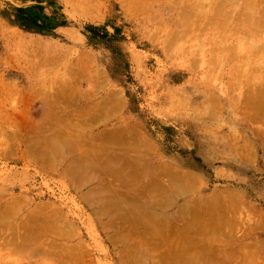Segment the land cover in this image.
Wrapping results in <instances>:
<instances>
[{
    "label": "rangeland",
    "instance_id": "374dc122",
    "mask_svg": "<svg viewBox=\"0 0 264 264\" xmlns=\"http://www.w3.org/2000/svg\"><path fill=\"white\" fill-rule=\"evenodd\" d=\"M73 1L0 0V204L21 196L28 199L27 204L15 215L16 218L6 219L7 222L2 220L0 224H10L5 227L10 229L37 206L44 207L47 204L50 210L58 208L60 214L65 215L68 224L73 226L71 230L63 226L62 230L70 236L75 233L74 239L70 237L72 240L70 238L67 240L65 237L63 243L66 247L68 244L69 247L75 246L78 252L79 249L83 250L80 253L85 257H80L85 258L86 262L82 260V263L79 261L80 264H127L128 262V264H137L140 259L143 260V264H174V262L188 264L192 261V264H228V262L229 264H264V119H249V111H254L253 107L256 103L254 98L258 100L263 98L264 102V51L262 52L264 47L260 49L261 53L260 50L256 52L258 46L264 43V36L262 35L263 38L260 36L262 32L264 33V28L260 27L261 31L258 29L261 34L256 35L260 38L255 41L257 37L252 36L253 27L249 23L240 22V24L236 21L239 16L244 17L247 14V6L251 0L226 1H229L230 6L235 4L233 8L236 9L233 13L232 8L231 13L234 15L229 13L233 16H229L231 18L228 21L226 19L228 27V31L226 30L228 34H225L227 38L224 39L226 43L220 44H216L214 39L216 34L222 33L220 25L224 20L212 15V10L215 9L213 6L217 5L218 0H198L200 7L195 5L189 10L198 7L193 11L195 14L197 10L199 19H195V27H199L191 34L184 33L185 30L182 28L181 33L177 34L180 29L178 30L176 24L181 23L179 22L181 19L177 17L182 14L185 1L190 4L189 1L192 3V0H143V2L142 0H93V7L95 6L99 13V19L96 17L93 21L91 20L93 9L90 12L92 7L88 6L87 0ZM252 1L257 6L260 5L259 0ZM85 3L88 8L90 7L89 11ZM84 4L88 15L85 14ZM260 6H263L262 3ZM191 13L193 15V12ZM212 17L217 18L214 19L217 21L215 24H211ZM233 20L238 24L237 31H240L236 32L237 38L236 34L232 33L235 32L233 27L236 25ZM249 26L252 28L250 29ZM246 35L255 39L250 36L245 37ZM232 44L238 45V49ZM253 44L259 45L255 49ZM245 50L247 54H242ZM254 54H258L257 58ZM252 58L257 59L256 62L260 60V63H257L261 68L253 70ZM35 64H38L39 70L33 74L31 69ZM243 68H246V72L240 71L244 70ZM238 76H241L240 81ZM68 80H71V83L74 81L73 88L71 83L70 85L69 82L66 83ZM35 83H39V87L43 84L40 89L44 87L46 92L38 93L39 88ZM75 83H79L78 86ZM64 86L69 87L73 95L75 93L77 96L74 95L72 98L71 95L70 98L67 94L68 99L63 96L62 99L58 97V104L61 103V106L56 105L55 113L57 112V116L60 115L59 117L64 121H68L69 126H66L68 129L64 126L67 130L61 129L60 124L64 121L58 125L60 119L58 123L53 124L49 121L45 123L41 118L43 108H46V99L42 96L47 95V90H52L56 94L50 93L57 97ZM250 86L252 89L248 90ZM69 90L67 89L68 92ZM76 92L81 93L80 97ZM50 93L48 92V96ZM52 94L48 99L52 98ZM248 97L249 101L253 99L250 103ZM99 101L104 104L97 108ZM262 101L257 104H261L264 110ZM37 122L44 127L39 131V133L43 131L45 137H42L41 133V136L39 135V139L42 137L43 140L48 139L49 136L51 138L62 136L65 134L63 130L70 131L69 136L71 132H81V130H86L89 135L94 136L99 132L125 125L139 128L141 134L144 133L157 147L152 154L146 155L147 158L160 164L166 163L171 166V170L178 168L176 171L178 174L190 173L189 182L193 180L191 183L193 186L188 185L187 188L184 181L182 184L179 182H174L175 185L170 184L174 189L172 188V193L169 192V196L168 193L164 195L161 190L157 191L158 198L159 193H163L160 195L161 200L168 197L173 203L170 206L171 202L168 201L167 204L168 199L165 198L166 203L161 204L165 207L160 209V206L157 209L159 215L163 213L161 214L163 220L173 219H170L173 225L169 226L173 229L165 233L163 228L162 231L160 230L162 234L156 232L162 236H158L159 240L156 234L149 235L150 232L147 231L145 234L143 232L138 234L135 231L136 235L130 232V235L124 237L126 240L124 239L123 242L121 241L123 239H118L117 244L112 242L115 233L120 235L121 230H124V224L112 222L121 216L122 211L112 212L116 217L110 213L112 217L107 215L106 218V215L95 214L90 203L83 198L89 189L93 191L96 185L100 186V183L95 181L96 183L87 185L83 190V187H79L80 191L67 181L62 167L57 169V173H52L48 169L46 172L44 168L25 158V147L32 140L35 141L36 136L38 137L36 134L34 137L29 134L34 129L32 126L35 127L34 124ZM21 124L23 127L20 128ZM59 138L61 139L60 136ZM14 145L17 148L13 147ZM89 174L91 177L98 176L97 171L94 170H89ZM102 176L99 181L108 180L112 189L115 190L118 184L120 188V182L116 184V180H103L104 176ZM112 182H115V187ZM166 183L169 185L168 181ZM177 188L180 194L183 189V194L179 197H177ZM112 189L110 192H113ZM123 189L122 187L120 192L126 193H122L125 198L127 195L130 196V193H134L131 188L129 194L127 188ZM174 193L176 196L173 195ZM109 198L114 199V196L110 195ZM208 201L214 203L212 202L210 206ZM223 202L226 205L223 206ZM197 210H201V213L203 211V217H200L201 213ZM192 211H196V217H200L201 221L196 217L195 222L191 220L196 215ZM213 212L217 214L219 221L214 217ZM205 213L209 214L207 217H211L210 219L214 217L220 225L214 223V218L211 220L212 224L209 220L207 225V221L204 222L207 227L206 232L208 231L212 236L202 235V231L200 234L186 231L189 232L187 236L184 230L183 233L182 230L175 229V226H184L179 220L181 217L183 221L188 219L195 225L200 221L196 225L199 227L207 218ZM218 213L223 219L222 223ZM107 222L110 224L107 225ZM213 224H217L218 229L221 227L219 232L214 230L215 226L212 229L216 237L208 227V225L212 227ZM200 227L203 228V225L201 224ZM142 234L144 237L139 236ZM51 235L54 239V235ZM148 236L155 239H150ZM185 236L188 241L189 238L191 241V238L194 239L190 242L191 247L188 241H183ZM55 239L58 243L61 241L62 245L64 240L62 237L61 240ZM153 241L154 245H152ZM183 242L186 248L183 247ZM194 242L195 245L200 242V245L196 246L201 247L194 246L190 249ZM149 243H152L150 246L157 248L150 247ZM206 243L211 244L215 249L211 245L208 248ZM202 246L203 248L206 246L209 250L205 248L204 251ZM77 247L81 248L77 249ZM53 250L61 254L65 249ZM181 251L183 255L180 254ZM139 254L141 256L137 260L136 255ZM50 255L42 254L40 257L32 252L10 254L0 250V264H52ZM169 257L173 260H169ZM189 259L191 262H188ZM63 261L67 263L61 259V264L64 263Z\"/></svg>",
    "mask_w": 264,
    "mask_h": 264
},
{
    "label": "bare ground",
    "instance_id": "6f19581e",
    "mask_svg": "<svg viewBox=\"0 0 264 264\" xmlns=\"http://www.w3.org/2000/svg\"><path fill=\"white\" fill-rule=\"evenodd\" d=\"M73 1V0H72ZM78 1V0H77ZM76 1V2H77ZM145 1V0H144ZM227 0H218V3H217V5H214L213 7H215V9H213L212 11H213V13H212V15H214V16H216V17H220L219 19H221L223 22H221V24L222 25H220V27H221V32L222 33H219L218 35L216 34V37H215V39H214V41H215V43L216 44H220V43H226V41H224V39L225 38H227V37H225V34L227 33L226 32V30L228 31V27L226 26V22L228 21V19L229 18H231V17H229V16H233L234 14L233 13H235V9H236V7H235V9L233 8V6L235 5V4H233V5H229L230 3H229V1L228 2H226ZM232 1H234V0H232ZM73 2H75V0L73 1ZM87 2H88V6H91L92 8L90 9V12L92 11V9H93V13L94 14H91V20L93 21V20H96V19H94V18H96V17H98L99 16V13H98V10L96 9V7L94 6L93 7V0H87ZM129 2V1H128ZM142 2H143V0H142ZM147 2V1H146ZM190 2V4H187V2L185 1V7H184V9L182 10V14L181 15H179L180 17H177L178 19H181L179 22H181V23H177L176 25H177V27H178V30H176V31H178V33L177 34H179V33H181V28L183 29V30H185L184 31V33H188V34H191V33H193V31L195 32L197 29H198V27L196 28L195 27V19H199L198 18V16H197V14H196V11H195V14H194V9L196 8H198V7H195L193 10H191V11H189L190 9H192V7L193 6H199L200 4H198V0H192V3H194V4H192L191 3V1H189ZM262 3V5L263 6H260L261 5V3ZM72 3V2H71ZM86 4V3H85ZM85 4H84V6H85ZM127 4H131V3H127ZM192 4V5H191ZM227 4V5H226ZM259 4L260 5H258V6H260V7H258L257 5H256V3L255 2H253L252 0H251V2L248 4V6H247V10L246 11H248V12H246V13H244V14H246L244 17H242V16H239V18H238V20H236L238 23H240V22H242V23H249L252 27H253V29L251 30V31H253L254 33H255V35H254V33H252L253 35V37H255L257 34L259 35V33H260V31L262 30H260V27H262V28H264V26H262V25H264V0H259ZM137 5V4H136ZM238 5V4H237ZM86 6H87V4H86ZM86 6H85V9H84V11L86 10L87 11V9H86ZM88 6H87V8H88ZM127 6V5H126ZM257 6V10L255 9V7ZM200 7V6H199ZM230 7V8H229ZM90 8V7H89ZM89 8H88V11H89ZM126 8H128V7H126ZM232 8H233V10H232ZM239 8V7H238ZM260 8V9H259ZM204 10V9H203ZM231 10L233 11V13H231ZM85 11V14L86 15H88V13ZM191 12H193V15H195V16H193L192 15V13ZM229 13H231V14H233V15H231V14H229ZM207 14V13H206ZM211 14V13H210ZM90 15V14H89ZM202 15V14H201ZM209 16V15H208ZM195 17V18H194ZM213 18L212 17V20H211V24L213 23V24H215L217 21H215L217 18ZM235 17H237L236 15H235ZM235 17H234V20H235ZM203 18V17H202ZM233 18V17H232ZM98 19H99V17H98ZM215 19V20H214ZM219 19H218V22H219ZM226 19H227V21H226ZM185 20V21H184ZM190 20V21H189ZM210 20V19H209ZM234 20H233V22H234ZM184 21V22H183ZM213 21H215V22H213ZM210 23V22H209ZM235 23V22H234ZM236 24V23H235ZM241 24V23H240ZM244 24V25H245ZM237 25L238 24H236L234 27H233V30H235V32H232L233 34L235 33L236 34V38L238 37L237 36V34L238 33H236V32H240V31H237V29H238V27H237ZM245 26H247V25H245ZM201 27V26H200ZM241 27V26H240ZM252 27H250L249 26V28L251 29ZM224 28V29H223ZM230 29V28H229ZM232 29V28H231ZM258 29L260 30L259 32H258ZM232 30V31H233ZM248 30V29H247ZM244 32L246 31V30H243ZM249 31V30H248ZM248 31H246V32H248ZM230 32V31H229ZM242 33V32H241ZM228 34V33H227ZM240 34V33H239ZM244 34V33H243ZM246 34H249V33H246ZM261 34V33H260ZM245 35V34H244ZM251 35V34H250ZM250 35H246L245 37H248V36H250ZM264 36V33L262 32V34L260 35V36ZM195 36V35H194ZM252 36H250L252 39H255V38H253ZM260 36L259 37H257L256 39H255V41H257V39L258 38H260ZM263 36L261 37V38H263ZM201 37V36H200ZM234 37V36H233ZM244 37V36H243ZM230 38V37H229ZM235 38V39H236ZM249 38V37H248ZM234 39V38H233ZM241 39H244V38H241ZM264 39V38H263ZM237 40V39H236ZM236 40H235V43H237L236 42ZM250 40V39H249ZM245 41V40H244ZM260 41V40H259ZM258 41V42H259ZM233 42V41H232ZM262 42V41H261ZM256 43V42H255ZM264 43H261L260 44V46H258V45H256V46H258V49L256 50V52L257 51H259L261 48H263L264 47V45H263ZM36 45H38L37 43H36ZM233 46H235L234 44H232ZM238 46V45H237ZM237 46H235L234 48H237ZM245 46V45H244ZM253 46L255 47V49H256V46L253 44ZM263 46V47H262ZM216 47H218V46H216ZM233 48V47H232ZM233 48V50H235ZM238 49V48H237ZM236 49V50H237ZM242 50H243V48H241ZM245 49V48H244ZM247 50V49H246ZM245 50V52H243L242 54H245L247 51ZM264 51V49L262 50V52ZM235 52V51H234ZM242 52V51H241ZM260 53H261V50H260ZM259 53V54H260ZM247 54V53H246ZM255 55V54H254ZM257 56H258V54H256ZM256 55L254 56V57H256ZM260 55H262V54H260ZM259 55V56H260ZM253 56V55H252ZM241 58H244V57H242L241 56ZM257 58V57H256ZM253 59V58H252ZM259 59H260V57H259ZM258 59V61L257 62H259L260 60V62H262L263 60L262 59H260L259 60ZM256 60L257 59H253V61L255 62H253L252 60V67H253V70L255 69V70H257V68L259 67V68H261V66H259L258 65V63L256 62ZM250 61V60H249ZM259 62V63H260ZM264 62V61H263ZM79 64V63H78ZM263 64V63H262ZM84 65V64H83ZM81 66V65H80ZM263 67V66H262ZM38 68V64H35L34 65V67H33V69H31V73H33V74H35V73H37V71L39 70V69H37ZM258 68V69H259ZM42 69V68H41ZM244 69V68H243ZM246 69V68H245ZM245 69L244 70H240V71H245ZM33 70V71H32ZM51 70V69H50ZM82 70V69H81ZM85 70V69H84ZM252 70V71H253ZM48 71V70H47ZM54 71V70H53ZM251 71V72H252ZM82 72V71H81ZM246 72V71H245ZM55 73V72H54ZM239 77V76H238ZM42 78V77H41ZM55 78V77H54ZM66 78V77H65ZM240 78H241V76L239 77V80L238 81H240ZM243 79V78H242ZM42 80H43V78H42ZM38 81V80H37ZM50 81V80H49ZM71 81V80H70ZM69 80L68 81H66V83H68L69 82V85H70V82ZM40 82V81H39ZM53 83H55L54 81H52ZM74 81H72V83H73ZM41 83V82H40ZM49 83H51V82H49ZM71 83V88H73L72 87V85H74V83L72 84ZM239 84H241L240 82H238ZM237 83V84H238ZM35 84H39V83H35ZM75 84H77V86H78V84L79 83H75ZM47 85V84H46ZM63 85H64V82H63ZM66 86L68 85V84H65ZM36 86V85H35ZM41 87H39V85H38V88H39V90L37 91L38 93H43V91L44 92H46L45 91V88L43 87V89L41 90L40 88H42V86H44L43 84H41L40 85ZM240 86V85H239ZM238 85H237V87H239ZM256 87H257V85H255ZM264 86V85H263ZM37 87V86H36ZM46 87V86H45ZM76 87V86H75ZM74 87V88H75ZM247 87V86H246ZM259 87V86H258ZM50 88H51V86H50ZM63 88V87H62ZM77 88H79V87H77ZM259 88H261V87H259ZM263 88V87H262ZM48 89V88H47ZM46 89V90H47ZM67 89L69 90V87H66L65 88V86H64V88H63V90H61V92L58 94V95H56L57 97H55V95H53L52 93H54V92H52V90L50 91V90H47L49 93L50 92H52V93H50L49 94V96H51V94L54 96H52V98L51 99H48V98H50L49 96H48V92H47V95H43V96H45V97H43L42 96V98H45L46 100H45V107L46 108H43L44 109V111L42 112V115H41V118H43L44 120V122L46 123V122H53V124H56V123H58V120H59V123H58V125L61 123V122H63L64 120H63V118L62 117H59L60 115H58L57 116V114L55 113V109L58 107V105H60L61 106V103L60 104H58V99L60 98V99H62L61 97L63 96V98H66V99H68L69 98V96H70V98L72 97L71 95H73V91H71V89L69 90V92L71 93H69L68 91H67ZM80 89V88H79ZM244 89H245V86H244ZM249 89H252V87L250 86L249 88H248V90ZM53 90H54V88H53ZM247 90V91H248ZM261 90H263V89H261ZM34 91H36V90H34ZM66 91L68 92V93H66ZM251 91V90H250ZM254 91V90H253ZM37 92H35V94L37 93ZM75 92V91H74ZM240 92V91H239ZM255 92V91H254ZM264 92V91H263ZM77 94H78V92H76ZM40 94V95H41ZM54 94H56V93H54ZM65 94V95H64ZM67 94L69 95L68 97H67ZM255 94V93H254ZM253 94V95H254ZM38 95V94H37ZM74 95H75V93H74ZM74 95H73V97L72 98H74ZM79 95V97H80V95H81V93L80 94H78ZM237 95V94H236ZM256 95H258V93L256 94ZM60 96V97H59ZM76 96V95H75ZM82 96H84V95H82ZM260 96V95H259ZM59 97V98H58ZM77 97V96H76ZM41 98V99H42ZM84 98V97H83ZM238 97H236V99H237ZM246 98V97H245ZM245 98H244V101H245ZM252 98H254V97H252ZM252 98H250V99H252ZM256 98V97H255ZM254 98V102H256V103H254V102H252V103H254L255 105H254V111H252L251 109H253V108H250V110L251 111H249V110H246L245 109V111H249V119L250 120H255V119H264V110L262 109V106H261V104H257L259 101H262L263 100V98H261V100L259 99H255ZM257 98H258V96H257ZM66 99H64V100H66ZM80 99V98H79ZM109 99V98H108ZM248 99V102L250 103V101H252V100H250L249 101V97L247 98ZM63 100V101H64ZM104 101V100H103ZM112 101V100H111ZM243 101V102H244ZM60 102V101H59ZM246 102V101H245ZM248 102H246V104L248 103ZM263 102V101H262ZM105 103H106V100H105ZM264 103V102H263ZM103 104L104 103H100V101L98 102V105H97V108H99V107H102L103 106ZM210 104V103H209ZM56 105H57V107H56ZM244 105V104H243ZM252 105V104H251ZM264 105V104H263ZM253 106V105H252ZM237 108H238V106H236ZM244 107H246V106H244ZM244 107H243V109H244ZM106 108L107 109H109L107 106H106ZM59 109V108H58ZM112 109V108H111ZM241 110H240V112L242 113L243 111H242V107L240 108ZM99 110V109H98ZM102 110H104L103 108H102ZM57 111V110H56ZM105 111V110H104ZM238 111V110H237ZM245 111H244V113H245ZM246 112V113H247ZM55 113V114H54ZM61 113V112H60ZM86 112H84V114H85ZM109 113V112H108ZM26 115V114H25ZM74 115V114H73ZM98 115V114H97ZM100 116V115H99ZM20 117H22V116H20ZM74 117V116H73ZM97 118V117H96ZM20 119V118H19ZM24 119H25V117H24ZM62 119V120H61ZM28 120V119H27ZM36 122V121H35ZM22 123H23V121H22ZM50 123V124H51ZM88 123V122H87ZM15 124H17V123H15ZM53 124L51 125V126H53ZM62 124V123H61ZM60 124V126H61V129L62 128H64V126H65V128H67L66 126H69V124H68V121L66 120V121H64V123L61 125ZM84 124V123H83ZM35 125V127L34 126H32L34 129H32V131L33 132H35V130H36V133H34L33 134V132L31 131V130H29V131H31V132H29V134L30 135H32L33 137H34V135L36 134V135H38V137L36 136L35 137V141L34 140H32L29 144H28V146L27 147H25L26 148V151H25V158H27L29 161H32V162H34L37 166H39V167H41V168H44L45 169V171L48 169L49 171L51 170L52 171V173L53 172H58V170L57 169H59L60 167H62L63 168V174H64V176H65V178L67 179V181H69V182H71L72 184H73V188H74V186H75V189L76 188H79V187H83L82 188V190L85 188V187H87V185H92V184H94V183H96V182H98V183H100L99 185L100 186H95L96 188L95 189H93V191H91L90 189H89V191H87L88 193H86V195L84 194V196H83V198H84V200L85 201H87V202H89L90 203V206H91V208H93V210H95V214H97V215H101V216H103V215H106V218H107V215H109L108 217H110L111 215H110V213L111 214H113V216L115 215V213H116V211H118V210H120V212L122 211V213H120V217L117 219V220H113L112 222L113 223H115V224H117L118 222H120L121 223V225L122 224H124V226H123V228H124V230L122 229L121 230V232H120V235H118L117 233H115L116 235H114V241L112 240V242H115L116 244H117V242H119V240L118 239H123V240H121L122 242L123 241H125L126 239L124 238L125 236H127L130 232H131V234L133 235L134 233H135V231L136 232H138V234H140V233H144L145 234V232L147 231V233L148 232H150V233H148L149 235L152 233V235H155L156 234V232L157 233H159V234H162V229L164 230L163 232H168V230H169V232H170V230H172L171 228H169V226H170V224H172L173 223V221H171V220H173V219H168V220H163L162 219V215H163V213L161 212L160 213V215H159V212H157V209L161 206V204H165L166 202H167V204H168V201H170L169 199H168V197H165V198H167L168 200L166 201L165 200V198H163V201L161 200L162 198H160V195L161 194H163V193H159V198H158V195H157V191H159V190H161V192H164L165 194L164 195H167L166 193H168V196H169V192H171L172 191V188H173V185H171L170 186V184H174L175 185V183L174 182H179L180 184H182V181H184L187 185H185L186 186V188H187V186L189 185L190 187H192L193 185L191 184L192 183V181H191V183L189 182L190 180H191V176H190V173H189V175H186V173L185 174H182V173H180L179 171V174L178 173H176V171L178 170V168H174V170L173 171H175V172H173L172 170H171V166L169 167L168 165H166V163L164 164H160V163H157L156 161H154V160H150L149 158H147L146 157V155L147 154H152L155 150H157V147H156V144L151 140V139H149L147 136H145L144 135V133L143 134H141L142 133V131L141 130H139V128H136V127H134V126H128V125H125V126H122V127H118V128H116V129H113V130H105L104 132H99L97 135H94V136H92L91 134L89 135V133H87L86 132V130H81V132H79V131H76V132H71V135L69 136V134H70V131H68V132H66V131H64L63 130V133H68V134H62V136L61 135H59L60 137H61V139L59 138V136L58 137H53V138H51V136H49L48 137V139H46L45 138V140H43L44 138H42L44 135L42 134L43 133V131L42 132H40L41 134H42V137L39 139V137L41 136V134L39 133V131H41L42 129L41 128H44V127H42V126H40V124H39V122H37V123H35L34 124ZM76 125V124H75ZM81 125V124H80ZM18 126V125H17ZM23 127L22 126V124L21 125H19V127ZM49 126V125H48ZM20 127V128H21ZM84 127V126H83ZM54 128V127H53ZM64 128V129H65ZM89 128V127H88ZM68 129V128H67ZM67 129H65V130H67ZM44 130V129H43ZM74 130V129H73ZM75 130H76V128H75ZM74 130V131H75ZM62 131V130H61ZM60 131V132H61ZM45 132V131H44ZM47 132H49V131H47ZM78 132V133H77ZM59 134V133H58ZM57 134V135H58ZM40 135V136H39ZM57 135H55V136H57ZM31 136V137H32ZM64 136V137H63ZM45 137V136H44ZM38 138V139H37ZM50 138V139H49ZM42 139V141H39V140H41ZM86 139V140H85ZM15 141V140H14ZM19 143V142H18ZM16 145V144H15ZM13 146V147H16V146ZM17 148V147H16ZM14 150H16L15 148H14ZM17 151V150H16ZM24 153V152H23ZM14 154H16L15 153V151H14ZM19 156V155H18ZM173 168V167H172ZM89 170H94L95 172L97 171V173H98V176L97 177H91L90 176V174H89ZM46 172H48V171H46ZM104 177H103V176ZM101 176L103 177V180L105 179H111V181H115L116 182V184L117 183H119L120 182V188H118L119 187V184H118V186L115 188V190H114V188L112 189L111 187V182H109L108 183V180H107V182L105 181H102V180H100L99 181V179H102L101 178ZM190 176V177H189ZM197 178V177H196ZM164 179H167V180H164ZM197 179H199V178H197ZM196 179V180H197ZM163 180H164V183H162L163 182ZM96 181V182H95ZM110 181V180H109ZM118 181V182H117ZM169 182V185L166 183V182ZM115 182H112V183H114L115 184ZM89 183H91V184H89ZM97 183V184H98ZM178 183V184H179ZM194 183V182H193ZM202 183V182H201ZM116 184L115 185H113V187H115L116 186ZM179 184V185H180ZM167 185V186H166ZM184 185V184H183ZM192 185V186H191ZM195 185V184H194ZM78 186V187H77ZM188 186V187H189ZM98 187V188H97ZM122 187L125 189V188H127V190H128V194L130 193L129 191L131 190L132 191V189H133V192L134 193H130V196L133 194V197H131L130 198V196H128L127 195V198H125L124 197V195L122 194V193H124V194H126L125 192H120V190H122ZM138 187V188H137ZM183 188H184V186H182ZM81 188H79L80 189V191H81ZM90 188V187H89ZM131 188V189H130ZM136 188V189H135ZM111 189L113 190V192H110L111 191ZM123 189V190H124ZM130 189V190H129ZM174 189V188H173ZM175 189H176V187H175ZM178 189V188H177ZM195 189V188H194ZM117 190V191H116ZM182 191H181V194H183V189H181ZM185 190V189H184ZM78 191V190H77ZM178 191V192H177ZM175 190V192H177V194H178V196L177 197H179V196H181V194L179 193L180 192V190L178 189V190ZM186 191V190H185ZM119 192V193H118ZM173 192V191H172ZM171 192V193H172ZM188 192V191H187ZM214 192H217V191H214ZM180 194V195H179ZM186 194V193H185ZM184 194V195H185ZM235 194V193H234ZM238 194V193H237ZM110 195H112V196H114V199L113 198H109L108 199V197L110 196ZM163 195V196H164ZM173 195H175V193L173 194ZM219 195V194H218ZM172 196V195H171ZM176 196V195H175ZM174 196V197H175ZM217 196V195H216ZM224 196V195H223ZM229 196H231V195H229ZM234 196V195H233ZM232 196V197H233ZM239 196V195H238ZM220 197V196H219ZM225 197V196H224ZM223 197V198H224ZM116 198V199H115ZM158 198V199H157ZM242 198V197H241ZM209 200V199H208ZM213 200V199H212ZM223 200V199H222ZM221 200V201H222ZM27 201H28V199L25 197V196H21V197H19V198H14V199H12V200H7L6 202H2L1 204H0V222H3V221H5V222H7L6 221V219L8 220L9 218H11V219H13V217L14 218H16L15 217V215L17 214V212L19 211V210H21L22 209V207H24L26 204H27ZM166 201V202H165ZM224 201V200H223ZM228 201V204H229V200H227ZM241 201V200H240ZM171 202V201H170ZM209 202V201H208ZM213 202V201H212ZM212 202L210 203H208L209 205L210 204H212ZM231 202V201H230ZM92 203V204H91ZM214 203V202H213ZM225 202H223V206L224 205H226V204H224ZM199 204V203H198ZM218 204H219V201H218ZM222 204V203H221ZM221 204H219V205H221ZM227 204V205H228ZM170 206L171 205H173V203L171 202L170 204H169ZM184 205H186V204H184ZM204 205V204H203ZM93 206V207H92ZM167 206V205H166ZM200 206V205H199ZM199 206H197V207H199ZM205 206V205H204ZM203 206V207H204ZM211 206V205H210ZM222 206V205H221ZM229 206V205H228ZM52 207V206H51ZM163 207H165L164 205H162L161 206V208L160 209H163ZM183 207V206H182ZM196 207V206H195ZM226 207V206H225ZM231 207V206H230ZM172 208V207H171ZM187 208V207H186ZM205 208V207H204ZM212 208V207H211ZM210 208V209H211ZM215 208H216V206H215ZM168 209H170V208H168ZM181 209V208H180ZM198 209V208H197ZM205 209H207V208H205ZM204 209V210H205ZM216 209H218V208H216ZM226 209H228V207H226ZM50 206L49 205H45L44 207H42V206H37L36 208H32V210H30L27 214H26V216H24L14 227H12V228H10V229H6L5 227H7V226H9L10 224H7V225H2V224H0V248H4V249H0V250H4V252L5 253H10V254H12V253H15V252H18V253H20V252H22V253H24V254H27V253H29V252H32L34 255L36 254V255H40V257H41V255L42 254H47L48 256L50 255V257H51V262H52V264H61V259L62 260H65L67 263H65L64 261V263L63 264H78L79 263V261H81L80 263H82V260L84 261L85 260V258L84 259H81V258H83V257H85V255H83V253H80V252H83V250H80L79 248H81V247H77V249H79V252H78V250H76V248H75V246H70L69 247V244H68V247H66L64 244L65 243H63V242H65V240L67 239V240H70L71 238L70 237H72V239H74L75 238V233H74V235H72V236H70L68 233L66 234L63 230H62V228H63V226H67L70 230L72 229L71 227H73V226H71L70 224H68V221L65 219V215H63V214H60V210L58 211V208H54L53 210L51 209L50 211ZM189 210V209H188ZM199 210V209H198ZM197 210V211H198ZM219 210H220V208H219ZM229 210H230V208H229ZM232 210V209H231ZM201 211V210H200ZM200 211H198V212H200ZM214 211H215V209H214ZM222 211V210H221ZM221 211H220V213H221ZM233 211V210H232ZM247 211H248V209H247ZM112 212H115V213H112ZM193 212V211H192ZM209 212V211H208ZM19 213V212H18ZM191 213V212H190ZM193 213H195L196 215L193 217V218H191V220L193 219L194 220V222H195V219L196 218H200V217H203V211H202V213H201V215H200V217H196L197 216V213H196V211H194ZM209 213H211V210H210V212ZM214 214L213 215H215V212H213ZM224 213H225V211H224ZM223 213V214H224ZM228 213V212H227ZM236 213V212H235ZM184 214V213H183ZM189 213H187V215H188ZM192 214V213H191ZM191 214H190V217H192L191 216ZM222 214V215H223ZM185 215H186V213H185ZM205 218L207 217V216H209V214L207 215L206 213H205ZM211 215V214H210ZM212 215V216H213ZM224 215H226V214H224ZM223 215V216H224ZM64 216V217H63ZM171 216V215H170ZM181 216H182V214H181ZM184 216V215H183ZM232 216V215H231ZM230 216V217H231ZM53 217V218H52ZM112 217V216H111ZM115 217H116V215H115ZM114 217V218H115ZM167 217V216H166ZM185 217H187V216H185ZM185 217H184V219H185ZM196 217V218H195ZM214 217H216V219H217V214L214 216ZM213 217V218H214ZM225 217V216H224ZM234 217V216H233ZM237 217V216H236ZM114 218H111V219H114ZM207 218H209V217H207ZM206 218V220L205 221H203V223H200V225L202 224L203 225V228L202 227H200V225H199V227H197L196 225H198V223L201 221V218H200V221H198V223L195 225V223L193 222V221H191V220H188L187 218V220H185V221H183V218L181 217L179 220H181L184 224V226L182 227V226H178V227H176L175 226V229L177 230L178 229V231L180 230H182V232H183V230L185 231V234L187 235L188 233H186V231H191V233H192V231H194V232H199V234H200V232L202 233V235L204 234H206V236L207 235H211V234H208V231L206 232V226L204 225L205 223L204 222H206V225H207V223H208V220L210 221V223L212 224V222H211V220L213 219H207ZM218 218H220V214L218 213ZM228 218V217H227ZM245 218H247V217H245ZM166 219V218H165ZM177 219V218H176ZM190 219V218H189ZM244 219V218H243ZM3 220V221H2ZM10 220V219H9ZM221 220L223 221V219H221L220 218V222H221ZM246 220V219H245ZM108 221V220H107ZM175 221H177V220H175ZM174 221V222H175ZM217 221H219L218 219H217ZM117 222V223H116ZM216 222V220H215V218H214V223ZM216 223H218V222H216ZM222 223V222H221ZM227 223V222H226ZM105 224V223H104ZM107 225L108 224H110L109 222H107L106 223ZM209 224V223H208ZM229 224V223H228ZM236 224V223H235ZM114 225V224H113ZM112 225V226H113ZM173 225V224H172ZM218 225H219V223H218ZM217 224L215 225V224H213L212 225V227H211V225H208V227H210L211 228V231H212V229L214 228V226H215V228H214V230L215 231H217L218 230V232H219V230L221 229V227H220V229H218L219 228V226H218ZM160 226V227H159ZM229 226V225H228ZM111 227V226H110ZM115 227H116V225H115ZM122 227V226H121ZM173 227V226H172ZM225 227V226H224ZM108 228H109V226H108ZM174 229V230H175ZM235 229H236V227H235ZM133 230V231H132ZM161 230V231H160ZM173 230V231H174ZM204 230H205V232H204ZM141 231V232H140ZM209 231H210V229H209ZM210 231V232H211ZM221 231H223V229L221 230ZM75 232V231H74ZM181 232V234H183ZM204 232V233H203ZM70 233H71V231H70ZM172 233V232H171ZM215 233H217V232H215ZM51 234H53L54 235V239H52L53 237H51L52 235ZM137 233H135V235H136ZM159 234H156L157 235V237L159 236ZM169 234V233H168ZM212 234L215 236V234H214V231H212ZM220 234V233H219ZM51 235V236H50ZM130 235V234H129ZM164 235V234H163ZM190 235V234H189ZM224 235V234H223ZM228 235V234H227ZM47 236H48V238H47ZM50 236V237H49ZM139 236H143L144 237V235L142 234V235H139ZM166 236V235H165ZM176 236V235H175ZM174 236V237H175ZM188 236V235H187ZM212 236V235H211ZM218 236V235H217ZM220 236V235H219ZM63 238L64 240L62 241V245H64V247L61 245V241H60V243H58V240H56L55 238ZM65 237H66V239H65ZM74 237V238H73ZM112 238H113V236H111ZM140 237V238H141ZM149 237V236H148ZM159 237H162V236H159ZM157 238L158 240L160 239V238ZM167 237V236H166ZM210 237V236H209ZM216 237V236H215ZM222 237V236H221ZM51 238V239H50ZM70 238V239H69ZM111 238V239H112ZM145 238H147V237H145ZM150 239H153V238H151V236L149 237ZM164 238V237H163ZM177 238V237H176ZM219 238V237H218ZM71 239V240H72ZM125 239V240H124ZM144 239V238H143ZM155 239V238H154ZM181 239V238H180ZM192 239V241L190 240V238H189V241L188 240H186V236H185V239L183 240V241H185L186 240V242L188 243V245H189V247H191V244L192 243H190V242H193L194 241V239L193 238H191ZM211 239V238H210ZM221 239V238H220ZM61 240V239H60ZM146 240V239H145ZM149 240V239H148ZM147 240V241H148ZM168 240V239H167ZM178 240V239H177ZM216 240H217V238H216ZM120 241V242H121ZM142 241V240H141ZM176 241V240H175ZM131 242V241H130ZM143 242V241H142ZM142 242H139V243H142ZM145 242V241H144ZM152 242V241H151ZM178 242V241H177ZM182 241L180 240V243H181ZM196 242V241H195ZM195 242L193 243L194 245L192 246V248H190V249H193L194 248V246H196V245H200V242H199V244L197 243L196 245H195ZM60 244L59 246H58V244ZM67 243V242H66ZM164 243V242H163ZM186 243V244H187ZM190 243V244H189ZM205 243V242H204ZM119 244V243H118ZM145 244L147 245V242H145ZM145 244H143L144 246H146ZM150 244H152V243H149V246H150ZM174 244H175V242H174ZM177 244V243H176ZM179 244V243H178ZM184 244V242L182 243V245ZM207 244V243H206ZM139 245V244H138ZM152 245H154V241H153V244ZM156 245V244H155ZM202 245L204 246V244L202 243ZM211 245V244H210ZM210 245H208L207 244V246H208V248H210L211 246ZM76 246H79V245H77L76 244ZM140 246V245H139ZM157 246V245H156ZM179 246V245H178ZM177 246V247H178ZM203 246H202V248H203ZM243 246V245H242ZM82 247H84V246H82ZM150 247H153V246H150ZM176 247V248H177ZM183 247H184V245H183ZM189 247H187L188 249H189ZM197 247V246H196ZM201 247V246H200ZM200 247H197V248H200ZM213 248H214V246H212ZM240 247V246H239ZM54 248H56V249H65L61 254H60V252L59 253H57L56 251H54L53 249ZM75 248V249H74ZM140 248V247H139ZM153 248H155V247H153ZM153 248H152V250H153ZM157 248V247H156ZM155 248V249H156ZM160 248V247H159ZM158 248V249H159ZM164 248V247H163ZM184 248H186V247H184ZM184 248H182V249H184ZM201 248V249H202ZM205 248L207 249V250H209L206 246H205ZM205 248H203V250L205 249ZM82 249H84V248H82ZM142 249V248H141ZM151 249V248H150ZM149 248H148V250H150ZM215 249V248H214ZM218 249V248H217ZM220 249V248H219ZM33 250V251H32ZM85 250V249H84ZM146 250V249H145ZM180 250V249H179ZM224 250H225V248H224ZM136 251H137V249H136ZM140 251V250H139ZM205 251V250H204ZM143 252H144V250H143ZM185 252V251H184ZM208 252V251H207ZM228 252V251H227ZM134 253H136V252H134ZM134 253H132V254H134ZM175 253V252H174ZM131 254V255H132ZM138 254V253H137ZM141 254H143V253H141ZM172 254V253H171ZM178 254V253H177ZM181 255H183L182 254V251H181V253H180ZM144 255V254H143ZM167 255V254H166ZM80 256H83V257H80ZM138 256V257H137ZM141 255L139 254V255H136V257H137V260L139 259V257H140ZM145 256V255H144ZM171 256V255H170ZM176 255H173V257H175ZM178 256H180V255H178ZM211 256V255H210ZM213 256V255H212ZM242 256V255H241ZM54 257V258H53ZM134 257V256H133ZM153 257V256H152ZM183 257V256H182ZM204 257V256H203ZM224 257V256H223ZM151 258V257H150ZM150 258H148V259H150ZM165 258V257H164ZM172 257H169V260H173V259H171ZM185 258V257H184ZM200 258H201V255H200ZM127 259V258H126ZM147 259V258H146ZM147 259V260H148ZM176 259H178V258H176ZM186 259V258H185ZM185 259H183L184 261H185ZM192 259H193V257H192ZM191 259V260H192ZM197 259H198V257H197ZM208 259H209V257H208ZM207 259V260H208ZM122 260H124V259H122ZM142 259H140V261H141ZM166 260V259H165ZM179 260V259H178ZM187 260V259H186ZM69 261H72V262H69ZM136 261V260H135ZM138 262V263H141V264H143V260L141 261V262ZM198 261H199V259H198ZM205 261H206V259H205ZM210 261V260H209ZM213 261V260H212ZM236 261V260H235ZM84 262H86V260L84 261ZM146 262V261H145ZM149 262V261H148ZM188 262H191L190 261V259L188 260ZM193 262V261H192ZM192 262L191 263H188V264H192ZM197 262V261H196ZM228 262V261H227ZM79 263V264H80ZM129 263V262H128ZM127 263V264H128ZM137 263V264H138ZM147 263V262H146ZM176 262H174V264H175ZM178 263V262H177ZM202 263V262H201ZM86 264V263H85ZM124 264H126V263H124ZM151 264V263H150ZM154 264V263H153ZM182 264V263H181ZM183 264H185V263H183ZM186 264H187V262H186ZM194 264V263H193ZM228 264H229V262H228Z\"/></svg>",
    "mask_w": 264,
    "mask_h": 264
}]
</instances>
